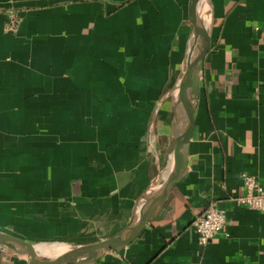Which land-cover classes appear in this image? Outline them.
<instances>
[{"label": "crops", "instance_id": "crops-1", "mask_svg": "<svg viewBox=\"0 0 264 264\" xmlns=\"http://www.w3.org/2000/svg\"><path fill=\"white\" fill-rule=\"evenodd\" d=\"M187 2L0 0V232L56 256L151 200L174 152ZM203 20L186 173L134 242L93 264H264V213L232 201L244 172L264 187V0H208ZM213 201L225 231L200 246L193 222ZM0 264L31 262L0 249Z\"/></svg>", "mask_w": 264, "mask_h": 264}, {"label": "water", "instance_id": "water-1", "mask_svg": "<svg viewBox=\"0 0 264 264\" xmlns=\"http://www.w3.org/2000/svg\"><path fill=\"white\" fill-rule=\"evenodd\" d=\"M208 0H188L187 21L191 28L185 72L178 84L173 107L172 136L174 152L165 180L144 206L112 237L97 243L76 246L46 257L36 246L20 237L0 232V249L26 256L31 264H93L111 251L134 242L141 232L162 212L171 193L183 179L189 162V148L195 129L196 105L200 97L202 62L210 49V35L203 20Z\"/></svg>", "mask_w": 264, "mask_h": 264}, {"label": "built area", "instance_id": "built-area-1", "mask_svg": "<svg viewBox=\"0 0 264 264\" xmlns=\"http://www.w3.org/2000/svg\"><path fill=\"white\" fill-rule=\"evenodd\" d=\"M19 26V20L13 17L8 25V31H14ZM244 192L241 196L232 199L237 206L246 207L264 213V187L259 178L251 173L242 175ZM227 211L222 209L217 202L206 203V209L198 216L193 227L198 235L200 246H207L218 235L225 231ZM228 237V235H227Z\"/></svg>", "mask_w": 264, "mask_h": 264}, {"label": "bare ground", "instance_id": "bare-ground-1", "mask_svg": "<svg viewBox=\"0 0 264 264\" xmlns=\"http://www.w3.org/2000/svg\"><path fill=\"white\" fill-rule=\"evenodd\" d=\"M207 5H208V2L205 4V7H206ZM208 15H209V14H208ZM177 88H178V86H177ZM176 93H177V89H176ZM36 248H37V251H38V252H42V253L45 252V251H44V247H43V245H39V246H37ZM43 254H44V253H43ZM43 254H41V255H43ZM44 255H46V254H44Z\"/></svg>", "mask_w": 264, "mask_h": 264}, {"label": "rangeland", "instance_id": "rangeland-1", "mask_svg": "<svg viewBox=\"0 0 264 264\" xmlns=\"http://www.w3.org/2000/svg\"><path fill=\"white\" fill-rule=\"evenodd\" d=\"M16 30H14V32H15Z\"/></svg>", "mask_w": 264, "mask_h": 264}]
</instances>
